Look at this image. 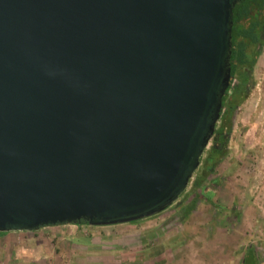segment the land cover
<instances>
[{"label":"water","instance_id":"obj_1","mask_svg":"<svg viewBox=\"0 0 264 264\" xmlns=\"http://www.w3.org/2000/svg\"><path fill=\"white\" fill-rule=\"evenodd\" d=\"M240 0H0V231L176 203L230 82Z\"/></svg>","mask_w":264,"mask_h":264},{"label":"rangeland","instance_id":"obj_2","mask_svg":"<svg viewBox=\"0 0 264 264\" xmlns=\"http://www.w3.org/2000/svg\"><path fill=\"white\" fill-rule=\"evenodd\" d=\"M257 52L225 157L201 186L193 175L168 213L136 223L5 232L0 264H241L248 246L264 264V44Z\"/></svg>","mask_w":264,"mask_h":264},{"label":"trees","instance_id":"obj_3","mask_svg":"<svg viewBox=\"0 0 264 264\" xmlns=\"http://www.w3.org/2000/svg\"><path fill=\"white\" fill-rule=\"evenodd\" d=\"M263 37L264 0H240L237 2L233 8L230 82L222 97L219 120L209 141L211 144H208L209 146L200 158L202 167L193 174H197L193 180V188L201 186L207 174L212 173L219 161L225 157V147L232 125L233 113L239 103L248 95L250 87L248 80L256 62L257 51L263 44ZM235 78H238L237 83L234 82ZM75 224L91 227L84 220L77 221ZM4 233L0 231V234ZM258 260L256 249L253 246H248L241 264H258Z\"/></svg>","mask_w":264,"mask_h":264},{"label":"crops","instance_id":"obj_4","mask_svg":"<svg viewBox=\"0 0 264 264\" xmlns=\"http://www.w3.org/2000/svg\"><path fill=\"white\" fill-rule=\"evenodd\" d=\"M263 44H264V37H263ZM262 44V45H263ZM189 205L190 204H186V207H187V209H190V208H192V207H189ZM169 208V207H168ZM193 209V208H192ZM166 210V211H165ZM165 210H163L164 212H167L168 211V209L166 208ZM168 213V212H167ZM159 214V213H158ZM158 214H155L156 216L158 215ZM155 215H153V216H155ZM172 216L174 217V215L173 214H168L167 216H166V218H165V221H170V219H172ZM150 217H152V216H150ZM144 219V218H143ZM140 220H142V219H140ZM129 223V222H128ZM136 223V222H135ZM76 225V224H75ZM85 226H87V225H85Z\"/></svg>","mask_w":264,"mask_h":264},{"label":"built area","instance_id":"obj_5","mask_svg":"<svg viewBox=\"0 0 264 264\" xmlns=\"http://www.w3.org/2000/svg\"><path fill=\"white\" fill-rule=\"evenodd\" d=\"M235 81V80H234Z\"/></svg>","mask_w":264,"mask_h":264}]
</instances>
